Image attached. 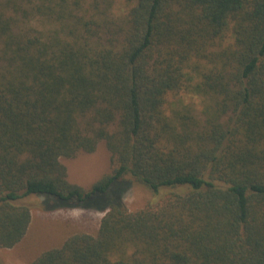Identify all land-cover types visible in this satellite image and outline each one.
<instances>
[{"label":"trees","instance_id":"16d2710c","mask_svg":"<svg viewBox=\"0 0 264 264\" xmlns=\"http://www.w3.org/2000/svg\"><path fill=\"white\" fill-rule=\"evenodd\" d=\"M126 2L0 0V247L44 194L107 211L31 264H264V0ZM102 141L111 170L72 183ZM124 181L174 188L130 210Z\"/></svg>","mask_w":264,"mask_h":264},{"label":"rangeland","instance_id":"374dc122","mask_svg":"<svg viewBox=\"0 0 264 264\" xmlns=\"http://www.w3.org/2000/svg\"><path fill=\"white\" fill-rule=\"evenodd\" d=\"M114 5L116 12L119 13L127 8L126 0H114ZM30 24L40 29L45 27V24L40 20H34ZM25 25L28 26V24ZM179 94L185 95L186 101L194 100V103L200 106L201 99L199 97L184 91ZM175 98H177L176 92L171 93L170 99L174 100ZM61 161L67 167L68 179L72 183L80 184L86 188H89L113 167L111 153L103 141L98 144L93 152L80 151L73 157L62 156ZM119 185L122 187L119 192L120 200L130 210L141 209L152 202H156L167 190L171 192L173 191L171 188H174L163 187L167 190H162L157 196L149 187L140 183L124 181ZM188 186L176 187L184 190ZM43 195L32 194L23 200L31 207V222L25 236L16 245L10 248L0 247V260L3 264H31L33 259L42 252L59 247L74 233L90 232L96 234L101 219L107 211L98 205L95 207H57L53 201ZM101 195L104 193H96L93 196Z\"/></svg>","mask_w":264,"mask_h":264}]
</instances>
